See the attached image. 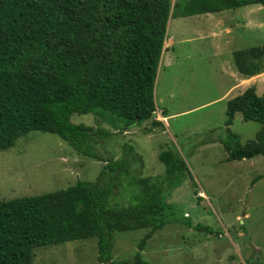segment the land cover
I'll return each instance as SVG.
<instances>
[{"label":"trees","instance_id":"16d2710c","mask_svg":"<svg viewBox=\"0 0 264 264\" xmlns=\"http://www.w3.org/2000/svg\"><path fill=\"white\" fill-rule=\"evenodd\" d=\"M251 5L264 6V0H0V151L42 132L106 164L94 182L0 200V264H32L36 248L92 238L100 264H150L138 252L165 225L178 224L163 216V184L129 171L126 155L109 156L106 131L73 125L70 118L98 111L100 121L110 117L126 126L151 121L169 20ZM263 55L258 46L233 52L236 70L258 76ZM237 113L261 125L254 141L241 145L232 133ZM225 114L224 138L217 141L227 160L264 156V93L247 88L227 102ZM158 160L171 181L169 197L181 184V178L172 183L173 176L185 165L172 150L161 151ZM127 176L136 177L125 182ZM129 193L133 202L124 204ZM136 230H148L137 253L130 261H113L115 237Z\"/></svg>","mask_w":264,"mask_h":264},{"label":"rangeland","instance_id":"374dc122","mask_svg":"<svg viewBox=\"0 0 264 264\" xmlns=\"http://www.w3.org/2000/svg\"><path fill=\"white\" fill-rule=\"evenodd\" d=\"M211 16L174 18L168 23L154 83L155 104L167 116L163 126H152L154 118L139 126L110 117L100 121L98 111L70 118L73 125L106 131L110 138L103 148L109 156L126 155L129 171L163 184V216L177 219L178 224L165 225L138 252L150 264H264V156L228 161L217 141L224 138L227 102L251 86L258 96L264 93V74L246 84L242 80L241 89H236L238 74L232 61L235 51L264 49V6ZM247 16L259 26L235 27L230 35L219 32ZM219 17L223 27L214 29ZM230 129L244 145L255 140L261 125L245 122L237 113ZM124 145L133 149L132 154ZM166 150L177 153L185 165L173 176L172 183L181 178V184L169 197L171 181L158 160ZM105 166L78 154L56 135L30 132L14 147L0 151V200L48 194L78 181L94 182ZM133 177H125V182ZM114 195L120 199L119 192ZM126 196L124 204L132 203L131 194ZM147 232L117 235L113 261H130ZM33 255L32 264H100L95 238L36 248Z\"/></svg>","mask_w":264,"mask_h":264},{"label":"crops","instance_id":"0c3cea01","mask_svg":"<svg viewBox=\"0 0 264 264\" xmlns=\"http://www.w3.org/2000/svg\"><path fill=\"white\" fill-rule=\"evenodd\" d=\"M251 6H256V5H251ZM245 7H247V6H245ZM242 8V7H241ZM239 9V8H238ZM237 10V9H236ZM227 11H231V10H226V11H222V12H217V13H208V14H202V15H200V16H204L205 18H210V17H212L211 15H213V14H220V13H223V12H227ZM196 16H199V15H196ZM196 16H193V17H196ZM190 17H192V16H190ZM185 18H187V17H185ZM247 18H248V16H247ZM247 18H244V20H242V22H239V21H235V24L232 26V28H224L223 30H221V31H219L220 33L222 32L223 34H225V35H230L231 33H232V30L235 28V27H239V28H244V29H251V28H257L259 25H257V23L255 22H252V21H250L249 20V18L247 19ZM179 19H181V18H179ZM230 19H232L233 20V18L232 17H230L229 18V20ZM171 20V19H170ZM169 20V21H170ZM211 21V20H210ZM217 23H218V27H215L214 29H217V28H220V27H223L222 26V24L224 23L223 21H222V18L221 17H219V19H218V21H217ZM217 31V30H216ZM218 32V31H217ZM214 34H216V33H214ZM213 34V35H214ZM166 37H167V34H166ZM165 41H166V39H165ZM170 43H172V41H170ZM169 43V44H170ZM165 44V43H164ZM164 51V50H163ZM163 53V52H162ZM232 61H233V53H232ZM233 64H234V62H233ZM234 67H235V65H234ZM230 69L232 70V67H230ZM235 70H236V68H235ZM236 72H237V77H238V84L236 85V86H238L236 89H241V87H242V80H244V83L243 84H246V83H248V82H250L252 79H254L255 77H256V79L257 78H259V76H261V75H263L264 74V72L263 73H261V74H259L258 76H255V77H251V78H246V77H243L241 74H239V72L236 70ZM235 75H236V73H234ZM244 86V85H243ZM249 88V87H248ZM235 89V90H236ZM247 89V88H246ZM245 89V90H246ZM154 102H155V100H154ZM156 103V102H155ZM166 113H165V111L164 110H160L157 106H156V104H155V111L153 112V116H152V118H154V120L155 121H157V122H159L160 124H161V126H163V123H166ZM161 126H159V127H161ZM200 195H202V193H200Z\"/></svg>","mask_w":264,"mask_h":264}]
</instances>
